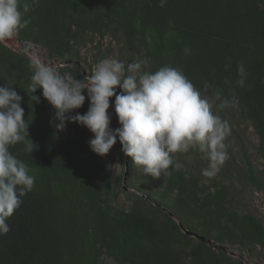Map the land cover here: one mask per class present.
I'll use <instances>...</instances> for the list:
<instances>
[{
    "label": "trees",
    "instance_id": "obj_1",
    "mask_svg": "<svg viewBox=\"0 0 264 264\" xmlns=\"http://www.w3.org/2000/svg\"><path fill=\"white\" fill-rule=\"evenodd\" d=\"M25 18H31V23L18 32L23 49L28 50L31 43L41 44L60 62L61 72L77 79L86 77L80 52L86 33L98 30L105 34L112 20L130 43H135L137 34L141 35L138 45L146 51L150 72L163 66L178 68L200 92L207 88L213 97L219 90L222 99L234 103L236 107L218 109V114L230 126L227 115L236 112L235 99H242L244 105L264 102V0H166L163 7L161 0H39ZM185 48L190 54H185ZM30 61L26 53L17 54L0 41V86L12 85L22 96L24 119L29 124L28 139L34 143L32 153L25 150L22 142L11 146L10 151L29 169H49L59 175L67 159L81 161L82 145L73 135L84 126L67 123L70 129L65 137L51 120L55 109L43 97L42 89L34 93L40 98L39 103L30 100L32 93L28 86L34 71ZM240 64L247 74L243 86L237 83ZM75 112L84 114L87 108L82 106ZM258 122L263 144L264 116ZM93 159L102 166L99 155L94 154ZM175 172L172 167L167 176L147 175L145 179L157 185L155 192L143 187L138 189L152 198L163 197L172 209L177 201L167 195L168 191H177L178 198L194 192L189 187L193 185L191 182L179 184L173 179ZM262 177L264 183V173ZM129 182L136 183L134 179ZM165 183L166 187L161 189ZM121 185L118 182L117 188ZM217 194L218 222L233 230L238 227L237 211L230 203L231 210H227L225 187ZM53 207L46 192L35 187L22 198L21 206L7 221L10 231L0 235V264H65L60 249L62 239L54 222L55 218L61 220L63 213L59 205ZM127 221L128 225L120 228V234L125 235L119 237L115 233L110 237V243L119 250L125 244L127 247L135 235L152 230L151 221L139 215L129 213ZM198 235L204 238H198L203 245L210 243L209 239L214 236L209 229ZM239 241L244 243L243 238ZM254 243L264 246L263 231H259Z\"/></svg>",
    "mask_w": 264,
    "mask_h": 264
},
{
    "label": "rangeland",
    "instance_id": "obj_2",
    "mask_svg": "<svg viewBox=\"0 0 264 264\" xmlns=\"http://www.w3.org/2000/svg\"><path fill=\"white\" fill-rule=\"evenodd\" d=\"M147 36L150 38L149 34ZM140 37L137 34L135 43H130L112 20L105 34L98 30L87 32L80 45L81 67L86 76L92 74L99 61L107 58L118 59L125 65L146 60L142 71H149L146 51L138 45ZM1 42L17 54L26 53L31 66L37 58L58 68L62 66L41 44L31 43L29 49L24 50L18 33ZM120 91L117 88V94ZM84 94L83 106L88 110L86 90ZM201 94L212 98L207 88ZM114 100L115 97L110 98V105ZM235 100L236 112L227 115L232 125L226 141L230 158L217 175L211 178L202 175L208 160L197 150L173 154L176 170L173 179L179 184L191 182L193 185L189 187H193L194 192L187 196L189 198L184 195L178 198L177 191H168L167 195L177 201L172 209L163 197L152 198L138 189L143 187L155 192L157 185L145 179L147 174L123 153L118 139L108 154L100 156L102 166L99 167L89 146L94 134L85 126L73 135L82 145L81 161L67 159L59 175L49 169H29L35 177L34 187L45 191L51 207L59 205L63 213L61 220L55 218L54 222L62 239L60 249L65 264H134L133 261L138 264H264V246L254 243L259 231L264 232V143L258 131V120L264 116V102L244 105L242 99ZM109 112L112 115L110 127H120L114 108L110 106ZM54 117L55 112L51 113V120L59 123ZM67 127L59 131L64 136L70 129ZM132 179L135 185L130 184ZM118 182L122 185L117 188ZM221 187H225L227 210L232 207L238 214V227L233 230L218 222L216 199ZM129 213L149 219L152 230L135 235L127 247L125 244L123 250H119L110 243V237L115 233L119 237L125 235L120 234V228L128 225ZM204 229L214 235L207 245L190 235L201 234ZM239 238H243L244 243Z\"/></svg>",
    "mask_w": 264,
    "mask_h": 264
},
{
    "label": "clouds",
    "instance_id": "obj_3",
    "mask_svg": "<svg viewBox=\"0 0 264 264\" xmlns=\"http://www.w3.org/2000/svg\"><path fill=\"white\" fill-rule=\"evenodd\" d=\"M38 2L0 0V41L14 37L31 23V18L25 16ZM165 3L161 0V7ZM184 51L190 54L189 49ZM146 63L141 60L125 65L107 58L96 64L91 75L77 79L37 58L32 61L30 100L39 103L34 93L42 89L43 97L55 109L57 130H64L70 122L87 127L94 134L90 149L99 156L108 154L118 139L123 153L134 164L148 176L159 178L173 167L174 153L193 149L208 160L202 175L214 177L230 158L226 141L231 126L217 110L236 105L222 99L219 90L212 98L204 97L178 68L163 66L155 72L142 71ZM238 73L237 83L243 86L247 75L243 64L238 65ZM117 88L121 90L119 94ZM85 90L88 110L73 114L84 105ZM112 97L115 100L110 105ZM21 103L22 96L12 85L0 86V235L10 231L8 219L35 183L28 166L10 151L11 146L21 142L27 152L34 150ZM110 106L120 124L116 129L110 127Z\"/></svg>",
    "mask_w": 264,
    "mask_h": 264
},
{
    "label": "water",
    "instance_id": "obj_4",
    "mask_svg": "<svg viewBox=\"0 0 264 264\" xmlns=\"http://www.w3.org/2000/svg\"><path fill=\"white\" fill-rule=\"evenodd\" d=\"M190 235H193L194 237H196V238H201V239H204L203 237H201L200 235H198V234H193V233H190ZM209 242H211V241H209Z\"/></svg>",
    "mask_w": 264,
    "mask_h": 264
}]
</instances>
